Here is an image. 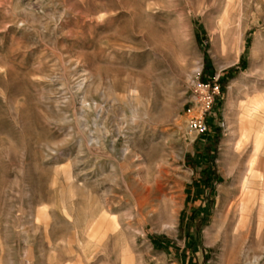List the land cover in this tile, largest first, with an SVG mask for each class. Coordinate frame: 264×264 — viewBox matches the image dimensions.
I'll use <instances>...</instances> for the list:
<instances>
[{
	"label": "rangeland",
	"instance_id": "1",
	"mask_svg": "<svg viewBox=\"0 0 264 264\" xmlns=\"http://www.w3.org/2000/svg\"><path fill=\"white\" fill-rule=\"evenodd\" d=\"M253 100L264 0H0V264H264Z\"/></svg>",
	"mask_w": 264,
	"mask_h": 264
},
{
	"label": "built area",
	"instance_id": "2",
	"mask_svg": "<svg viewBox=\"0 0 264 264\" xmlns=\"http://www.w3.org/2000/svg\"><path fill=\"white\" fill-rule=\"evenodd\" d=\"M195 87L196 91L199 93L197 101L198 114L190 118L187 126L188 130L195 131L196 134L199 135L207 132L204 118L212 108L214 98L218 94V86L215 84L204 85L202 83H196Z\"/></svg>",
	"mask_w": 264,
	"mask_h": 264
},
{
	"label": "bare ground",
	"instance_id": "3",
	"mask_svg": "<svg viewBox=\"0 0 264 264\" xmlns=\"http://www.w3.org/2000/svg\"><path fill=\"white\" fill-rule=\"evenodd\" d=\"M82 80V79H81ZM84 82V81H83ZM81 87H84V84L82 83L81 85H80ZM79 86V87H80ZM133 93V92H132ZM111 95V94H110ZM112 97V96H111ZM263 101L261 100V101H258V100H253L249 105H248V113L250 114V115H253V116H257V114L258 113H260V111L262 112V110H263V108H264V105H263ZM129 104V103H128ZM132 105V104H131ZM140 105V104H139ZM139 105H137V106H139ZM81 108V107H80ZM138 110V109H137ZM81 115H80V119L79 120H82V121H84V117H85V113H84V110H83V108L81 109ZM258 117V116H257ZM264 127V126H263ZM239 131L241 132V130L239 129ZM241 137H243V136H241ZM240 139V138H239ZM242 139V138H241ZM238 142H240L239 140H238ZM97 143V140L95 139V138H91L89 141H88V147L89 148H91L93 145H95ZM98 144V143H97ZM96 144V145H97ZM228 144V143H227ZM236 147H238V144L236 143ZM80 148V147H79ZM128 153V151H127V149H124L123 150V159L125 158V155ZM122 159V160H123ZM138 159V158H137ZM255 159V158H254ZM252 160V159H251ZM256 161V160H255ZM251 163V162H250ZM255 164V163H254ZM251 166H252V164H251ZM250 166V167H251ZM113 168H111V170H112ZM257 171H258V169H257ZM65 179H66V181H68V182H70V181H72L71 180V176H69V173H65ZM243 181H245V180H243ZM242 182V181H241ZM244 184H245V182H244ZM248 184V183H247ZM247 186V185H246ZM245 186V187H246ZM126 187H127V185H126ZM128 188V187H127ZM241 188H242V186H241ZM244 188V187H243ZM246 188H248V187H246ZM158 189V188H157ZM161 189V188H160ZM243 190V189H242ZM148 191V189L147 188H145L144 189V194H142V196H141V198L139 199V200H137V204H136V207H137V211L139 212V215L141 216L142 215V213H141V210L143 209V207H144V202H143V198H144V196H145V192H147ZM161 191V190H160ZM159 192V191H158ZM244 192V191H243ZM170 199V198H169ZM172 199H174V198H172ZM142 200V201H141ZM172 202H174V200L172 201ZM170 204H171V200H170ZM235 204V203H234ZM149 214H147V216H148ZM131 216V215H130ZM139 217V216H138ZM217 217H220V214H219V216H217ZM111 218H113V217H111ZM132 217H129V219H131ZM241 220H242V218H241ZM112 221V220H111ZM113 222V221H112ZM113 224H114V222H113ZM212 231L217 235V233H218V231H219V229H220V222H218V220H216V221H214V223H213V226H212Z\"/></svg>",
	"mask_w": 264,
	"mask_h": 264
}]
</instances>
